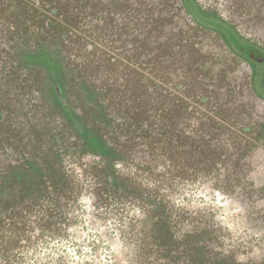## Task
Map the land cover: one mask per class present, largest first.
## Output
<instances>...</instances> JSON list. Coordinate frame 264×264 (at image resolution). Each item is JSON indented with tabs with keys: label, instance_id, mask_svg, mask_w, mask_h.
I'll use <instances>...</instances> for the list:
<instances>
[{
	"label": "trees",
	"instance_id": "trees-1",
	"mask_svg": "<svg viewBox=\"0 0 264 264\" xmlns=\"http://www.w3.org/2000/svg\"><path fill=\"white\" fill-rule=\"evenodd\" d=\"M121 6L117 0H0V264H30L29 257L69 227L84 191L103 211L131 203L142 208L137 241L125 247L133 255L137 250L139 264H251L215 251L207 220L190 221L182 231L184 217L165 188L211 171L155 176L157 159L149 150L198 169L213 164L211 145L168 136L161 98L130 62L120 80L114 56L89 41ZM228 41L243 55L264 56L234 31ZM142 177L157 178L149 186Z\"/></svg>",
	"mask_w": 264,
	"mask_h": 264
},
{
	"label": "rangeland",
	"instance_id": "rangeland-1",
	"mask_svg": "<svg viewBox=\"0 0 264 264\" xmlns=\"http://www.w3.org/2000/svg\"><path fill=\"white\" fill-rule=\"evenodd\" d=\"M117 1L123 6L113 13L114 20H101V35L89 41L114 56L120 80L130 62L140 82L161 98L168 136L180 134L181 143L211 145L207 153L213 164L201 163L198 169L181 168V161L160 155L157 148L147 151L157 159L155 176L211 171L181 183L170 181L165 188L184 217L182 231L190 221L203 225L207 220L215 229V251L243 263L264 264V60L235 51L228 41L234 31L243 43L264 52V0ZM147 65L150 71L144 69ZM82 162H76V171H82ZM156 178L138 180L152 186ZM123 206L103 211L84 191L69 227L28 261L139 264L137 250H132L134 256L125 247L137 241L142 208L137 203ZM129 222L133 228H127Z\"/></svg>",
	"mask_w": 264,
	"mask_h": 264
},
{
	"label": "water",
	"instance_id": "water-1",
	"mask_svg": "<svg viewBox=\"0 0 264 264\" xmlns=\"http://www.w3.org/2000/svg\"><path fill=\"white\" fill-rule=\"evenodd\" d=\"M261 60H263L264 59V56L261 54V58H260Z\"/></svg>",
	"mask_w": 264,
	"mask_h": 264
},
{
	"label": "flooded vegetation",
	"instance_id": "flooded-vegetation-1",
	"mask_svg": "<svg viewBox=\"0 0 264 264\" xmlns=\"http://www.w3.org/2000/svg\"><path fill=\"white\" fill-rule=\"evenodd\" d=\"M260 56V58H261V55H259Z\"/></svg>",
	"mask_w": 264,
	"mask_h": 264
}]
</instances>
